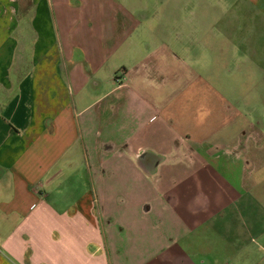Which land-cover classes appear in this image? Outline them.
Listing matches in <instances>:
<instances>
[{
    "label": "crops",
    "instance_id": "obj_1",
    "mask_svg": "<svg viewBox=\"0 0 264 264\" xmlns=\"http://www.w3.org/2000/svg\"><path fill=\"white\" fill-rule=\"evenodd\" d=\"M248 1L264 16V0ZM147 20L128 0H0V264H264L233 208L254 198L242 183L253 161L224 159L226 138L179 135L171 100L156 102L206 46ZM121 105L128 119L114 121ZM252 119L264 140V118ZM143 149L168 157L150 189L127 177H153L135 165Z\"/></svg>",
    "mask_w": 264,
    "mask_h": 264
},
{
    "label": "rangeland",
    "instance_id": "obj_2",
    "mask_svg": "<svg viewBox=\"0 0 264 264\" xmlns=\"http://www.w3.org/2000/svg\"><path fill=\"white\" fill-rule=\"evenodd\" d=\"M128 4L145 11L149 18L147 30L156 27L157 32L160 30L159 22L174 21L179 37L184 38L189 33L194 40H203L201 45L206 46L202 47L204 54L200 57L198 51H195L194 57H200L199 60H194L195 67L187 72L181 63H177L178 78L174 80L172 77L169 82L179 88L176 89L178 92L160 88L155 94L156 102L162 107L171 100L169 111H172L171 114L177 119L176 124H183L182 127L175 125L179 135L184 134L183 131L187 129L191 134L208 136L211 141L221 137L232 140L227 142L228 151L224 156L226 158L219 157V162L223 161V158H236L237 168V157L244 161H253L254 169L251 174L254 179L245 175L242 177V183L254 186V198L250 197L251 200L240 202L238 205L236 203L233 208L241 211L243 223L252 233L254 241L258 245L264 244V236H261L264 232V140L261 135H249L250 129L247 126L250 120L253 121L252 118H264V16L254 9L248 0H128ZM233 5L236 7L228 10L223 8ZM159 36L164 38L168 33L163 30L159 32ZM231 39H237L234 40L237 46L244 45L245 54L242 58L239 47L237 52L234 51ZM187 63L191 64V61ZM170 71L169 68L168 72ZM160 72H164L162 67ZM121 73L122 70L118 69L115 76L122 79ZM162 79H158L160 87ZM185 84H188V89L181 91L180 87L183 88ZM124 106L118 107L114 121L126 120L129 116L130 112ZM228 107L231 108L230 116L225 115ZM208 113L211 116L207 117ZM204 119H207V122H204ZM99 123L100 121L96 123L94 130H100ZM189 128L193 131L190 132ZM211 175L214 181H220L212 170ZM160 176L158 174L141 179L130 170L127 177L130 183L135 182L136 187H140L138 184L143 182L144 187L150 189L154 188V183ZM169 181L167 178V182ZM211 189L209 195H216L213 188ZM227 222L223 228L236 234L237 244V221L236 224L233 220ZM245 237L250 238L244 235L240 241L241 245L248 243Z\"/></svg>",
    "mask_w": 264,
    "mask_h": 264
},
{
    "label": "water",
    "instance_id": "obj_3",
    "mask_svg": "<svg viewBox=\"0 0 264 264\" xmlns=\"http://www.w3.org/2000/svg\"><path fill=\"white\" fill-rule=\"evenodd\" d=\"M167 159H168L167 156L155 154L149 149L140 150L134 156L135 165L146 176H150V177L157 173L159 165L162 164Z\"/></svg>",
    "mask_w": 264,
    "mask_h": 264
},
{
    "label": "built area",
    "instance_id": "obj_4",
    "mask_svg": "<svg viewBox=\"0 0 264 264\" xmlns=\"http://www.w3.org/2000/svg\"><path fill=\"white\" fill-rule=\"evenodd\" d=\"M114 81H115V83L120 84V82L122 81V79L115 76L114 77Z\"/></svg>",
    "mask_w": 264,
    "mask_h": 264
}]
</instances>
